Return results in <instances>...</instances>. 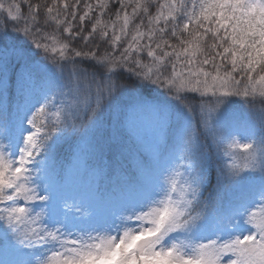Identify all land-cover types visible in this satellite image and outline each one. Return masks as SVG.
<instances>
[{
    "label": "snow or ice",
    "instance_id": "6c2138e0",
    "mask_svg": "<svg viewBox=\"0 0 264 264\" xmlns=\"http://www.w3.org/2000/svg\"><path fill=\"white\" fill-rule=\"evenodd\" d=\"M0 264H264V0H0Z\"/></svg>",
    "mask_w": 264,
    "mask_h": 264
},
{
    "label": "trees",
    "instance_id": "16d2710c",
    "mask_svg": "<svg viewBox=\"0 0 264 264\" xmlns=\"http://www.w3.org/2000/svg\"><path fill=\"white\" fill-rule=\"evenodd\" d=\"M144 94L145 95H149V94H152V95H155V93H152V91H151V89H145L144 90ZM159 99H161L162 101H164V100H166V97H163V96H160L159 97ZM234 108L236 109V110H238V111H243V106H242V104H240V103H237L236 105H234ZM75 140V138H73V141ZM67 145H65V151H67ZM213 182H214V180H213Z\"/></svg>",
    "mask_w": 264,
    "mask_h": 264
}]
</instances>
